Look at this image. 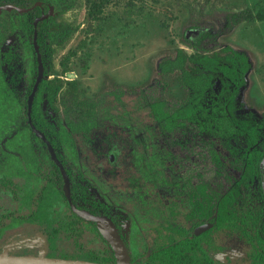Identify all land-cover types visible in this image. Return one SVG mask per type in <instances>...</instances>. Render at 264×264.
<instances>
[{
  "label": "rangeland",
  "instance_id": "374dc122",
  "mask_svg": "<svg viewBox=\"0 0 264 264\" xmlns=\"http://www.w3.org/2000/svg\"><path fill=\"white\" fill-rule=\"evenodd\" d=\"M50 2L48 30H63L68 35L51 39L50 75L46 78L75 80L78 97L95 103L97 133H101L106 124L113 123L137 135L136 143L131 146H136V153L132 151L129 155L137 161L133 171L139 173L140 182L133 189L122 182L107 183L93 169L87 153L90 118L84 116L88 126L72 128L68 122L80 120V107L69 103L70 99L64 103L61 97L52 105L42 101L46 121L59 134L60 152L73 180L105 196L113 208L112 213L123 221L122 235L132 262L144 264L153 253L175 239L190 235L196 225V221L191 226L183 222L179 209L175 216L171 215V203L181 195H170L173 183L169 172L180 174L184 166L189 168V173L182 175L190 185L191 196L195 183L205 188L212 198L208 202L213 205L214 212L205 221L199 220L213 225L211 242L219 246V250L237 247L248 254L253 244L246 240L247 237L253 238L256 233L264 237L263 218L251 226L255 209L264 207V196L259 178L249 181L243 165L237 164L248 160L252 128H257L258 137L252 147L260 150L264 146V19L231 24L228 14L246 7L262 13L264 9L258 7L264 6V0H113L104 8L99 20L88 17L84 0ZM183 34L191 43L203 36L202 42L214 48L213 51L228 46L245 53L249 69L232 101L220 95L224 77L215 73L200 99L203 109L198 108L194 116L169 114L158 119L150 107L148 91L166 100L167 105L176 107L185 105L191 92L180 83L178 70L163 72L160 68L165 59L175 57L179 48L187 54L194 52ZM23 40L20 19L12 12L3 11L0 14V57L2 52H14L26 83L31 50ZM70 50L76 53L68 60V74L72 75L66 76L61 73V60ZM4 68L0 65V71ZM24 83L17 93L18 102L23 100ZM228 85V90L233 89L232 83ZM3 86L0 77V88ZM21 130H26L22 104L0 128V181H3L1 184L8 181L2 170L12 172L17 165L30 174L12 175L9 179L18 186L24 184L25 190L28 189L25 183H29L32 189L29 200H24L17 191L0 186V225L3 226L0 255H52L85 261L89 253L114 256L110 245L97 236L88 223L79 221L71 213L60 192L58 201L51 196L47 202L38 201L44 214L48 207L55 210L56 219L51 225L25 220L11 222L13 215L9 214L24 215L37 210L36 196L45 185L39 177L38 164H26V158L16 148L22 140L16 139ZM42 158L45 159L43 155ZM47 163L46 160V167ZM182 183L181 180L176 182V190L184 187ZM181 191L186 195L188 188ZM224 200L228 210L237 216L234 227H217L213 221L217 206ZM197 210L203 211L198 207ZM245 214L251 218L245 220ZM180 226L185 229H179ZM211 257L214 264H225L214 252Z\"/></svg>",
  "mask_w": 264,
  "mask_h": 264
},
{
  "label": "trees",
  "instance_id": "16d2710c",
  "mask_svg": "<svg viewBox=\"0 0 264 264\" xmlns=\"http://www.w3.org/2000/svg\"><path fill=\"white\" fill-rule=\"evenodd\" d=\"M40 1V4H36V2ZM66 2L67 0H58ZM85 4L88 8V17L91 20H99L102 18V13L104 8L110 4L113 0H84ZM12 4L16 6V8H12V13L17 15L20 19V24L23 29L29 34V43H31L33 32L37 31V46L39 49V53L41 54V59L44 64V72L47 73L49 67L51 65L50 60V41L56 37H67V33L63 30L49 31V26L51 23V16L49 15V10L51 8L50 0H0V6ZM258 5L254 3V6ZM27 9L26 12H19L18 9ZM259 9L264 6L258 7ZM258 10V9H257ZM229 20L231 24H237L241 21L248 20H263L264 12L260 13L258 11H254L252 8L246 7L236 12H230L228 14ZM40 19L36 25L34 26V20ZM183 39L186 41V44L191 46L194 49L193 53L187 54L181 48L177 49L176 55L174 58H167L160 65V68L163 72L169 71H179V81L184 87H188L190 89V93L188 95V101L183 106H170L167 105V101L163 98H159L154 96L152 93H147L150 107L158 119H162L167 117L169 114L177 115L179 117H189L194 116L197 109L201 108L200 99L203 98V95L206 91V88L210 86L211 79L215 73L221 74L224 77V85L220 90V95L226 96L229 101H232L236 96L237 90L244 84V74L249 69V62L247 59V55L242 52H237L233 50L231 47H222L220 51H213L214 48L206 47L202 42L203 36L198 38L195 42L191 43L185 38L183 34ZM44 41L45 45H44ZM31 45V44H30ZM32 48V45H31ZM76 50H70L68 54L61 60L62 72H66L70 70V66L68 65V60L71 55H75ZM187 63L191 65L188 66ZM36 54L33 52V70L36 73ZM227 79V80H226ZM34 78L30 83L32 85ZM229 83L233 84V89L228 90ZM62 81L59 78H54L48 81H42L36 93V97L34 99L32 105L31 119L32 123L36 126L39 131L44 132L46 137L50 140L54 149L58 150V144L60 143L59 134L57 135L54 132L53 128L50 124L45 123L38 108V97L42 92H47V99L50 104H53L55 101V97L58 89L61 87ZM30 89V88H29ZM68 97V98H67ZM70 99L69 103L77 105L80 107L79 115L80 120L78 123L73 124L72 122H68L70 126L76 129L84 128L86 126V118L84 116H88L93 113L95 108V103L93 100L80 99L78 97V88L74 80L68 81V91L63 98L65 100ZM225 104V103H224ZM85 107V108H83ZM81 108L83 110H81ZM203 109V108H201ZM222 110V109H221ZM244 123V122H243ZM242 123V124H243ZM3 122H0V125H3ZM245 126V124H243ZM29 129V133L32 138H36L35 134L27 124ZM251 141H248L249 146L257 143V128L251 129ZM39 139V138H38ZM41 144L44 147V153L47 157H49L51 166L46 167L45 173L40 171L42 178L44 179L45 186L44 190L39 197L38 201L41 203L47 202L48 198L58 199L59 192L61 193V197L64 198V181L61 176V173L58 167L55 165L53 160L50 158L49 152L45 147V144L39 139ZM211 150V149H210ZM22 153L24 156H30V158L34 157V152H31L28 149V146L24 145L22 148ZM213 153V152H212ZM58 158L62 161L61 155L57 152ZM253 155L254 161V170H258L257 163L261 159L263 153L260 150H253L251 152ZM35 158V157H34ZM251 158V157H250ZM252 160V159H251ZM63 163V161H62ZM68 175L71 180L70 172ZM3 182V181H1ZM5 184L7 182L5 181ZM54 187V189H53ZM80 186H74V183L71 182V194L73 202L78 206V209L83 212H89L92 214H105V212L99 211L95 208L86 207L85 205L77 202L80 200L79 197L75 196V194H80V192H84ZM51 196V197H50ZM205 200V210L201 214V220H206L209 216L214 212L213 205L208 202L211 198L208 193L206 194ZM263 198V196H262ZM60 199V198H59ZM216 208L215 220L217 227H228L235 226L236 223V215L233 211L228 210L226 206V200L223 201ZM66 203V202H65ZM208 203V204H207ZM40 203L38 204V211L35 215L36 217L45 218V223L47 225H51L56 217L55 210L53 208H47L46 215L43 213L44 209L40 210ZM79 221L81 218L73 214ZM193 215V214H192ZM245 220L251 218L249 214H245ZM252 223L251 226L255 225L258 220L263 218L264 221V207L256 208L254 214L252 215ZM239 219L243 220V217H239ZM72 223V222H71ZM88 225L91 226L92 231L99 237L102 238L101 234L98 231V228L94 222H89ZM233 227L231 229H233ZM3 230V226L0 225V233ZM244 231V230H243ZM54 232V231H53ZM258 232V231H257ZM259 234V233H258ZM257 233L253 236V238H248L247 241L252 245V248L248 254V258L246 261L235 263V264H264V237L258 235ZM103 239V238H102ZM217 247L213 245L210 240V230L203 232L200 235H182L178 239H175L171 244L165 246L164 248L158 250L153 253L150 257V260L145 262L144 264H214L213 258L211 257V252L216 250ZM162 255V256H160ZM54 257V256H49ZM87 261L97 262V263H114L115 258L112 254L108 256L101 257L96 255L95 253H89L87 256ZM133 259H131L132 261ZM232 264V263H228Z\"/></svg>",
  "mask_w": 264,
  "mask_h": 264
},
{
  "label": "flooded vegetation",
  "instance_id": "af4514ba",
  "mask_svg": "<svg viewBox=\"0 0 264 264\" xmlns=\"http://www.w3.org/2000/svg\"><path fill=\"white\" fill-rule=\"evenodd\" d=\"M36 4H40V1L36 2ZM3 11H6V10H3ZM26 11H27V9H26ZM26 11H24V12H26ZM9 12H12V9ZM39 20L40 19L34 20V22H33L34 26L36 25V23ZM35 21H36V23H35ZM22 30L24 32L23 43H24V45H26L27 48H29L31 50V64H30L31 68H30V72H29V81L24 83V81L22 79L24 71H22L20 66L17 64L16 54L14 52H9V51L2 52L1 57H0V65H4L5 68L3 71H0V77H1V80L4 84V86L2 88H0V110H2V112H3V115H1V117H0V122H3L4 124L0 125V128H3L4 125L10 121V118L15 115V112L17 111L18 105L22 104L23 113H24V117H25V128H26V130H21V132L18 134V136H16L17 138L14 136L16 139L22 138V140L19 142V144L17 145L16 148L19 149L22 156L26 158V160H25L26 164H28L30 166L38 164L37 167L39 169V177L42 178L40 171L42 170V173H45L46 160L48 162L47 167H50L51 163H50L49 157H47L45 155L44 147L41 144V142L39 141V139L45 144V147L47 148V150L49 152V149H48L46 143L39 136H37V134L32 129V125L36 128V126L32 123V119H31L32 105H33L34 99L36 97V93L38 91L40 83L42 81H48V80H51L54 78H59L62 81V85L58 89L56 97H55L54 103H56L57 100L60 101V97H61V100L63 101V98L66 95V92L68 91V81L73 80V79H66L65 81H63V79L61 77H53V78L47 79L46 77L48 75H50V73H49V71L47 73L44 72V64H43V61L41 59V54L39 53V49L37 46V31L35 30L36 31V46H37V50H35L34 43H33V37H34L35 31L33 32L31 43H29L30 42L29 41V34L23 29V27H22ZM45 42L46 41H44V45H45ZM30 44L32 45V48H31ZM33 52H35V54H36V61H37L36 73H34V70H33V68H34V66H33ZM38 55L40 56V60H41L42 66H43V71H42V75H41V77H40V79L36 85V88H35V91L33 93L31 103L29 106V99L31 97L34 85H35V83L37 81V77H38V66H39ZM50 67H51V65H50ZM68 72L69 71H66L63 73L61 71L62 75L63 74H66V76L72 75L70 73L68 74ZM32 78H34V80L32 82V85L30 86ZM22 83H24V85H25L24 86L25 91L23 94L22 102H18V100H17L18 94L17 93L20 90V88H22ZM43 100H45L47 103H49L48 99H47V92H42L41 95L38 97V108H39V112H40L44 122L48 123L46 121L45 116H44L45 112L42 111V107H41ZM50 105H52V104H50ZM95 116H96V114L94 112L87 116L91 120V123H89L90 134L88 136V141H87V153H88L89 157H91V165H92L93 169H95L97 171V173L102 177L103 180H105V182L110 183V184L113 181H117L118 183L122 182L126 186L130 185L129 189H133L132 187L133 186L136 187L137 184L140 182V176H139V173H136V171H133V166L136 165L137 161H136V159H134V160L131 159L129 154L132 153V151H134V153H136V150H135L136 146L134 145L135 148H132L131 146L136 143L137 135L135 133H130V132L126 131V129L123 128L120 124L118 125V124H113V123L111 124L112 126L110 124H106V126H104L105 128H103L101 133L100 132L97 133L95 131V128H94L96 126ZM76 123H78V122H76ZM76 123H73V124H76ZM27 124L29 125V127L31 128L33 133L35 134L36 138L31 137V135L29 133V129L27 127ZM86 126H88V125H86ZM92 129H93V132H92ZM36 130H38V129L36 128ZM53 130H54V128H53ZM39 132L44 134V132H42V131H39ZM54 132H55V130H54ZM57 135H58V133H57ZM44 136L46 137L45 134H44ZM46 139L50 142V140L47 137H46ZM32 144L34 146H32ZM50 144L53 147V150H54L57 158H58L57 152L61 155V159H62L63 163L59 158H58V160L61 162V164L63 165V167H64V169L68 175L67 171H69V168H68V166H67V164H66V162H65V160H64V158L60 152V143L58 144L57 152L54 149V146L52 145L51 142H50ZM24 145L25 146L27 145L28 149L31 152L35 151V153H34L35 158L34 157L30 158V156H24V154L22 153V148ZM39 149H41L42 153L39 151ZM253 150H254V148L252 146L249 147L248 153H247V159L248 160L244 161L242 163L238 162L237 165L238 166L240 165V167H242V165H243V169H245L247 171L248 177H250L249 181L251 178L258 177L260 180L261 189L263 191L262 183L264 181V163L262 164V159L264 157V146H262V148L260 149L262 151L263 155L257 163V166H258L257 171L254 170V161H253L254 157H253V155H251V152ZM42 155L44 156V158L46 160L42 158ZM49 155H50V158L53 160L50 152H49ZM8 159H9V157H8ZM11 161H13V159H10V162ZM53 162H54V160H53ZM185 163L186 162H184V164ZM187 163L191 164L192 162L191 163L187 162ZM217 164H218V166H220L219 162H216V165ZM55 165H56V163H55ZM134 168H136V167H134ZM58 169H59V167H58ZM188 169H189L188 167L184 166L183 169L180 171V174L174 172L173 170L171 172H169L170 177L172 178V183H173L172 187H170L169 189H170V195L171 196L174 197V196L181 195V196H179L180 199L179 198L174 199V201L171 203V206H172L171 207V209H172L171 215L175 216L177 210L179 209L181 211L182 216H183V222H186L189 224V226H191V223L196 221V223H195L196 225L194 226L191 234L188 235L189 237H191V235H200L203 232L210 230L213 225L208 227L206 230L200 232L199 234L194 233V229L196 227H198L199 225H202L204 223H207V222H200L199 221L201 218L199 216H201V214L204 212L203 207H205V200L207 197L206 196L207 193H206L205 188H203L199 184L194 183L193 184V187H194L193 193L191 196L190 185H188V182L184 181V178H183L184 175H182L183 173L185 174V172L188 174L189 173V171L187 172ZM2 171H3V176L8 177V181H6L7 184H1L2 182L0 181V186H2L3 188L10 187L12 190L17 191L22 199H24V200L28 199L29 200L30 194H31L30 192L32 189V187H30V184L25 183V184H28V186H27L28 189L25 190L24 184L18 186V185H16V183L13 180L11 181V178L9 179V177H11L12 175H17V174L26 175L28 173L27 175H29L30 172L28 170L18 168L17 165H16L15 170L14 171L12 170V172H10V169L5 170V171L2 170ZM154 174L156 175L157 173H154ZM70 176H71V180H70V177L68 175L69 184H70V196H71V201H72L73 205L78 209V206L73 202V199H72L71 182L74 183V186H80L83 190H85L82 193L80 192V194H75V196L80 198V200H77V202L81 201V204L85 205L86 207L95 208V209H98L99 211L105 212L106 215L102 214V213L101 214H93V215H102V216L109 217L112 220V222L114 223V225L116 226V228H117V230L121 236L122 241L126 245V242H125L124 237L122 235V228H123L122 222L123 221L120 220L119 216H117L116 213L115 214L112 213L111 209H113V208L111 207V205L108 202H106L105 196H100L96 192H91L88 190V186H82V184H80V182L79 183L75 182L73 180V176L71 175V172H70ZM180 180L183 181V183L181 185L184 186L185 189L188 188V191H185L186 195H184V193L181 191V190H183L184 187L179 186L181 188V190L180 189L176 190V188H177V187H175L176 182H178ZM14 184H15V186H14ZM53 189H54V187H53ZM64 189H65V183H64ZM43 190H44V188H42L38 192L36 198L39 197V194H41ZM21 191H23V193ZM63 192H64V190H63ZM125 196H127V195H125ZM263 196H264V191H263ZM63 200L66 202L65 204L67 205V207L69 208V210L71 211L72 214H75L76 216L81 218L82 221H85L86 223L93 222V221L85 220L84 218L80 217L77 213H75L71 209L69 202L65 196V192H64ZM57 201H58V199H57ZM180 203H182V204H180ZM38 204L39 203L37 200V210L32 212V213H28V214H24V215L9 214V216L13 215L11 222H16L18 220L29 221L30 223L34 222V221L41 222V223L46 222L45 218H40V217L35 216L37 214V211H38ZM197 207L202 209L203 211H198ZM79 211H81V210H79ZM81 212H83V211H81ZM85 213H89V212H85ZM90 214H92V213H90ZM202 221H205V220H202ZM198 222H200V224ZM43 225H46V224H43ZM96 226H97V224H96ZM179 229L184 230L185 227L180 226ZM98 231H99V229H98ZM101 236H102V234H101ZM102 238L105 240V238L103 236H102ZM126 247H127V245H126ZM216 247H217V249L213 251L215 257L218 258L221 262H223L225 264L235 263L236 261L238 263H239V261L243 262V261H246V259L248 258L249 253L244 254V250H242L241 248L231 247L228 250H223V249L219 250L220 247L219 246H216ZM113 254H114V252H113ZM129 255H130V253H129ZM218 255H222L225 259L220 258V256L218 257ZM130 259H132L131 255H130Z\"/></svg>",
  "mask_w": 264,
  "mask_h": 264
},
{
  "label": "water",
  "instance_id": "95a60500",
  "mask_svg": "<svg viewBox=\"0 0 264 264\" xmlns=\"http://www.w3.org/2000/svg\"><path fill=\"white\" fill-rule=\"evenodd\" d=\"M12 8H16V6L8 4L0 6V13L3 10L10 11ZM20 12L26 11V9H18ZM36 23V21H35ZM33 43L34 48L37 50L36 46V31L34 32L33 37ZM38 77L37 81L34 85L31 97L29 99V106L31 103V99L33 96V93L35 91L36 85L42 75L43 66L40 60V56L38 55ZM32 129L34 132L39 136L47 145L49 152L56 163V165L59 167V170L61 172L62 178L65 183V196L69 202V205L71 209L77 213L80 217L84 218L88 221H93L97 224V227L99 229V232L102 234V236L105 238V240L110 244V247L112 248L114 252L115 262L114 263H97V262H91V261H85V260H73V259H62V258H55V257H47V256H32V255H0V264H134L131 259L128 252V249L124 242L121 239V236L112 222V220L109 217L102 216V215H93L90 213H85L79 211L72 203L71 196H70V184H69V178L68 175L61 164V162L58 160L53 147L51 146L50 142L46 139L43 133L36 130V128L32 125ZM264 163V157L262 159V164ZM263 191H264V181L262 183ZM208 227H210L209 223H204L202 225H199L194 229L195 234H199L200 232L206 230ZM225 259L222 255H218V257Z\"/></svg>",
  "mask_w": 264,
  "mask_h": 264
}]
</instances>
